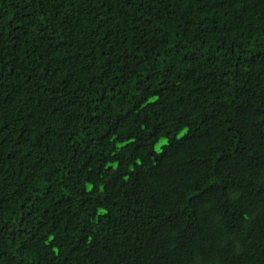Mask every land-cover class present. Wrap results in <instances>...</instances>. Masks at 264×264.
I'll list each match as a JSON object with an SVG mask.
<instances>
[{"label": "trees", "instance_id": "obj_1", "mask_svg": "<svg viewBox=\"0 0 264 264\" xmlns=\"http://www.w3.org/2000/svg\"><path fill=\"white\" fill-rule=\"evenodd\" d=\"M0 264H264V0H0Z\"/></svg>", "mask_w": 264, "mask_h": 264}, {"label": "rangeland", "instance_id": "obj_2", "mask_svg": "<svg viewBox=\"0 0 264 264\" xmlns=\"http://www.w3.org/2000/svg\"><path fill=\"white\" fill-rule=\"evenodd\" d=\"M165 140H163V141H160L159 143H157L155 146H154V150H155V152H159L160 151V149H161V146L163 145V144H165Z\"/></svg>", "mask_w": 264, "mask_h": 264}]
</instances>
